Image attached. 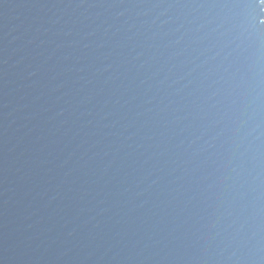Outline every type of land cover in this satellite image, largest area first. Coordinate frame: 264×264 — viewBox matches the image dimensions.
Masks as SVG:
<instances>
[{
  "label": "water",
  "instance_id": "95a60500",
  "mask_svg": "<svg viewBox=\"0 0 264 264\" xmlns=\"http://www.w3.org/2000/svg\"><path fill=\"white\" fill-rule=\"evenodd\" d=\"M0 264H264L259 0H0Z\"/></svg>",
  "mask_w": 264,
  "mask_h": 264
},
{
  "label": "snow or ice",
  "instance_id": "6c2138e0",
  "mask_svg": "<svg viewBox=\"0 0 264 264\" xmlns=\"http://www.w3.org/2000/svg\"><path fill=\"white\" fill-rule=\"evenodd\" d=\"M259 5H260L261 7H264V0H259Z\"/></svg>",
  "mask_w": 264,
  "mask_h": 264
}]
</instances>
